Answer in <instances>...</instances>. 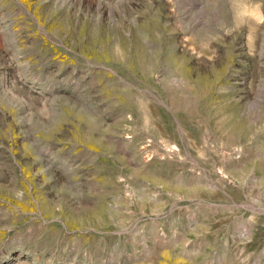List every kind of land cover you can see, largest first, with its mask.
<instances>
[{
	"label": "rangeland",
	"instance_id": "1",
	"mask_svg": "<svg viewBox=\"0 0 264 264\" xmlns=\"http://www.w3.org/2000/svg\"><path fill=\"white\" fill-rule=\"evenodd\" d=\"M0 264H264V0H0Z\"/></svg>",
	"mask_w": 264,
	"mask_h": 264
}]
</instances>
